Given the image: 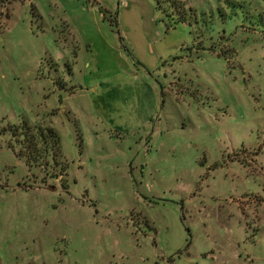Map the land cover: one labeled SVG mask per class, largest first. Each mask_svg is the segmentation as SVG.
Listing matches in <instances>:
<instances>
[{"label":"rangeland","instance_id":"rangeland-1","mask_svg":"<svg viewBox=\"0 0 264 264\" xmlns=\"http://www.w3.org/2000/svg\"><path fill=\"white\" fill-rule=\"evenodd\" d=\"M126 1L0 0V264H264V0H179L150 70L108 22ZM127 65L142 127L145 80L88 86Z\"/></svg>","mask_w":264,"mask_h":264},{"label":"crops","instance_id":"crops-1","mask_svg":"<svg viewBox=\"0 0 264 264\" xmlns=\"http://www.w3.org/2000/svg\"><path fill=\"white\" fill-rule=\"evenodd\" d=\"M120 13L121 22L118 20V31L120 36L124 39L125 47L131 52V58L132 55H135V61L139 63L142 61L150 70L157 65V58L163 61L170 57L171 52L168 46L162 47L165 27L161 23V17L156 9L154 0H128L124 4H120ZM100 18L104 21L102 15H100ZM163 48H166L165 51H163ZM119 58L123 60L120 55ZM128 63L130 64L129 60ZM127 66L128 68H126V70H128L129 75H124L121 71H118V74L116 73L113 77H104L100 79V81L99 79L95 80V78L93 81H90L88 86H91L90 88L95 92L96 98L104 94L115 92L116 97L117 95L119 97L118 101L120 104L125 105L130 104L129 99L117 93L116 89L118 88V90H120L121 87H124L127 83H130L131 89H134V86L138 83L137 81L140 82L145 80L144 82L151 87L150 91L153 103H145V98L142 96L138 99L136 97L133 98V100H135L133 107L135 109L141 107L142 109V113L139 116L140 125L142 127L150 123L154 114V109L156 110L157 96L155 87L150 85V82L146 80L144 74H142L143 72L135 73V70H133L130 65ZM144 69L145 67H142V71H144ZM112 83L113 85H111ZM148 108H150V113H147Z\"/></svg>","mask_w":264,"mask_h":264},{"label":"trees","instance_id":"trees-1","mask_svg":"<svg viewBox=\"0 0 264 264\" xmlns=\"http://www.w3.org/2000/svg\"><path fill=\"white\" fill-rule=\"evenodd\" d=\"M154 2L156 4V9L159 12L160 17L166 20L163 22L165 23V30H169L178 24H182V25L186 24L187 18H190V16L192 15L191 8L190 9L185 8L182 2L179 0H154ZM117 16L118 15L115 14L113 18H110L108 22L111 26H113L116 29V35L118 37L123 52L130 53V50L125 47L124 39L120 36V33L118 31ZM137 64L140 65L139 62H137ZM28 133H31V131L28 130ZM38 134L39 135H29L28 137L29 144L31 145L30 151L28 153V158H31V160L33 159V162L35 163L39 162L41 158L49 154L51 155L52 153L51 152L49 153V149L51 147L58 148L60 144L58 133L55 132L54 130L47 129L44 130V132H39ZM26 136H28V134ZM38 141L40 142V144L38 143L40 147L43 148V152H42L43 154L41 153V151H39L40 148L39 150L33 149L34 147H36V145H38L37 144Z\"/></svg>","mask_w":264,"mask_h":264},{"label":"built area","instance_id":"built-area-1","mask_svg":"<svg viewBox=\"0 0 264 264\" xmlns=\"http://www.w3.org/2000/svg\"><path fill=\"white\" fill-rule=\"evenodd\" d=\"M89 1H96V0H89Z\"/></svg>","mask_w":264,"mask_h":264}]
</instances>
